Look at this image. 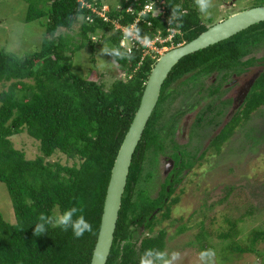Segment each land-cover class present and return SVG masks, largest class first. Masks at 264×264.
Returning <instances> with one entry per match:
<instances>
[{"label": "trees", "instance_id": "1", "mask_svg": "<svg viewBox=\"0 0 264 264\" xmlns=\"http://www.w3.org/2000/svg\"><path fill=\"white\" fill-rule=\"evenodd\" d=\"M82 1L26 0L24 21L37 19L44 23L39 49L24 56L0 50V182L7 190L14 214V222H10L0 212V264H89L114 158L159 56L156 51L145 53L143 41L166 38L172 29L175 32L170 40L154 44L175 46L213 24L210 18L206 22L201 18L195 0H160L163 14H139L149 0H123L118 8L105 12L108 18L92 10H101L100 0ZM255 5H264V0H254L252 6ZM114 21L126 28L134 23L136 38L130 40L129 50L120 45L126 33ZM75 22L80 23L79 44H74L68 34H57L61 28L71 29ZM96 34L100 43H108L107 55L123 75L107 89L73 71L72 58L66 54V50L74 53L84 44L92 49ZM260 48H264V20L183 56L171 68L132 155L106 264H146L148 257L149 264L164 263L166 230L161 224L170 216V205L178 199L168 197L180 172L192 167L202 153L193 157L175 141L171 143L179 117L186 112L185 107H194L196 100L185 101L184 107L174 108L169 117L164 115L163 106L191 88L201 92L205 89L201 80L204 77L210 78L207 96L216 97L222 81L229 80L233 73L246 72L259 61L262 68L252 78L244 98L209 139V144L218 149L253 111L264 106V55L253 56ZM214 80L217 81L213 83ZM213 99L206 103L204 111L194 115L193 126L201 124L203 113L215 109L217 102ZM204 122L209 124L212 118ZM23 130L38 142L39 154L34 158H26L23 149L15 148L10 139ZM166 140L172 145L168 157L174 166L150 197L146 194L150 173H143L145 161L152 152L164 151ZM55 152L65 155L71 163L50 160ZM72 207L77 208L74 219L82 215L92 226L91 232L79 238L70 227L64 231L37 220L41 213L52 217ZM243 219V214L225 217L227 230L218 235L225 243L224 249L253 253L264 264V251L257 247L264 239V228H252L247 242L240 244L236 237L240 232L238 223ZM37 222L45 223L47 228L39 236L33 234ZM184 226L185 222L179 224L176 231H182ZM198 227L202 229L190 243H196L202 253L209 252L213 246L207 242L208 234L201 223Z\"/></svg>", "mask_w": 264, "mask_h": 264}, {"label": "rangeland", "instance_id": "2", "mask_svg": "<svg viewBox=\"0 0 264 264\" xmlns=\"http://www.w3.org/2000/svg\"><path fill=\"white\" fill-rule=\"evenodd\" d=\"M96 0H93L95 2ZM123 0H100L102 8L99 13L106 17V11L116 9ZM26 0H0V50L2 48L17 56H24L39 49L43 38L44 23L39 20L24 21L27 10ZM254 0H210V7L206 13H200L206 22L208 18L218 22L230 14L252 6ZM95 8V7H93ZM136 22V21H135ZM134 22V23H135ZM115 26L126 33L120 45L128 50L132 27H121L116 21ZM134 25V24H133ZM211 25V24H210ZM79 22H75L71 29L61 28L57 34L72 36V42L79 44ZM209 26V25H208ZM96 42L90 49L84 44L82 48L73 52L66 50V54L72 58V69L84 77L102 83L107 89L114 79L123 77L117 70L116 63L107 55L108 43H100L99 35L93 36ZM161 42L157 36L147 45L144 52L156 51L159 54L169 47H157L154 42ZM71 48L73 45L70 46ZM264 48L253 52V56H263ZM262 68L258 61L240 76L231 77L229 82L223 83V87L216 97H208L206 86H210V78H202L205 89L196 92V88L186 89V94H181L174 100H169L163 108L164 115L169 117L174 113V108L184 107V102L195 101V106L188 110L187 122L192 125V114L205 110L207 102L215 98L217 103L213 111L206 112L204 121L212 118V122L195 129L199 134L190 137L191 128L184 127L182 133L178 129L186 116L179 117V128L175 136H171L179 147L193 157H200L192 167L184 168L175 184L173 192L168 197H177V201L170 205L171 213L164 218L161 226L166 230L165 261L162 264H263L261 259L253 253H235L225 250V243L218 236L227 230L225 217L237 218L244 215L243 221L238 223L239 234L236 240L243 244L247 242L250 230L254 227L264 228V106L253 111L246 122L236 127L234 132L216 149L209 144V139L221 125L226 122L236 108L238 94L244 84L251 82L256 73ZM208 77V76H207ZM218 80V79H217ZM216 80V81H217ZM215 83V80L213 81ZM246 84V85H247ZM220 99V101H219ZM223 100H225L223 102ZM188 107V106H187ZM191 114V115H188ZM192 122V123H191ZM202 122V123H203ZM181 133V134H180ZM201 136V137H200ZM15 148L23 149L26 158H34L39 154L38 142L30 137L25 130L10 137ZM171 143L166 140L164 151L152 152L145 161L143 173H150V181L147 183V195L153 197L159 189L166 173L173 168V159L168 157L171 153ZM162 151V152H160ZM159 152V153H158ZM59 160L61 163H71L65 155L55 152L50 160ZM231 187V189H228ZM228 193V194H227ZM252 209V214L251 213ZM0 212L4 219L14 222L11 200L3 183L0 182ZM250 212L249 214H246ZM246 214V215H245ZM185 222V228L177 232L179 224ZM208 234V243L213 246L209 252L211 256L202 258V249L197 244H191L197 233L202 229ZM258 249L264 251V239L257 244ZM225 254L226 259L223 258ZM146 264H149L150 257Z\"/></svg>", "mask_w": 264, "mask_h": 264}, {"label": "water", "instance_id": "3", "mask_svg": "<svg viewBox=\"0 0 264 264\" xmlns=\"http://www.w3.org/2000/svg\"><path fill=\"white\" fill-rule=\"evenodd\" d=\"M263 20L264 5L242 9L211 24L191 40L171 47L159 55L148 74L138 107L114 158L106 186L99 229L89 264H106L132 155L158 101L162 83L171 68L183 56L224 40Z\"/></svg>", "mask_w": 264, "mask_h": 264}, {"label": "clouds", "instance_id": "4", "mask_svg": "<svg viewBox=\"0 0 264 264\" xmlns=\"http://www.w3.org/2000/svg\"><path fill=\"white\" fill-rule=\"evenodd\" d=\"M151 1V0H149ZM154 3V8L157 9V7L159 6H163L161 3H160V0H153ZM148 3V2H147ZM195 4L197 5L198 7V10L200 11V13H206L207 16H210L211 13L208 12V9L210 7V0H195ZM144 7V6H143ZM164 8V6H163ZM143 9V8H142ZM141 9V11H142ZM165 10V9H164ZM99 9H96L95 8V13L98 14L99 16L105 18L103 15H100L99 13ZM140 11V12H141ZM139 12V13H140ZM148 12H152V13H161L163 14L164 12H156V11H148ZM105 13V12H104ZM146 13V12H144ZM140 14H143V13H140ZM106 15V14H105ZM138 20L137 18L135 19V21ZM134 21V22H135ZM175 31L171 29L170 31V34L166 37V38H162V37H159L161 39V42H164V41H167V40H170V37H171V34H173ZM160 42V43H161ZM184 43V42H183ZM179 44H182V43H179ZM177 44V45H179ZM176 46V45H175ZM162 48L163 47H174V45L170 44V45H163L161 46ZM168 48V49H169ZM167 50V49H166ZM160 55V54H159ZM159 57V56H158ZM157 60V59H156ZM77 212V208L75 207H72L70 209H67L65 211H63L61 214H56L52 217H46L43 213H41L37 220L38 221H45L48 226H52V227H60L61 229H63L64 231H67L69 229V227L71 228L72 232H73V235L77 238L81 237L85 232H91L92 231V226L91 224L85 220V218L81 215V216H77L75 219H74V214ZM47 231V228L45 226V223H41V222H37L36 223V226L34 228V231H33V234L35 236H39L41 235L42 233H45ZM211 255H214V253L212 252H205V253H202V258L205 257V256H211Z\"/></svg>", "mask_w": 264, "mask_h": 264}, {"label": "flooded vegetation", "instance_id": "5", "mask_svg": "<svg viewBox=\"0 0 264 264\" xmlns=\"http://www.w3.org/2000/svg\"><path fill=\"white\" fill-rule=\"evenodd\" d=\"M243 73H244V72H243ZM243 73H241V74H243ZM241 74L233 73L231 77L233 78V77H235V76H240ZM230 79H231V78H230ZM227 81L229 82V80H227ZM215 82H216V81H215ZM225 82H226V81H225ZM223 83H224V81H222V84H223ZM246 84H247V83H246ZM246 84H244V85L242 86V90L240 91V93H239L238 96H237L239 101H238L237 104H236V108L238 107V105L240 104V102H241L242 99L244 98L245 94L247 93V90H248V88H249V87H248V84H249V83H248L247 85H246ZM222 87H223V86H222ZM236 108H235V109H236ZM185 111H186V112H184L182 116H184V117L186 116L187 118H184V122H182V124H181L182 127H181L180 129H178L177 134H178L179 131L182 133V130L185 129L184 127H188V126H189L187 129L189 130V128H191V131H189V132H191L190 137H193V136H195L196 134L198 135L199 132H197V130H196L195 128H196V127H198V128H202V125H204V122L202 121L203 123L201 122V124H200L199 126H195V125L193 126V123H192V122L194 121V120H193V117H194V115L196 116V113H197V112H196L195 114H192V115H191V114H188V115H191V116H192V122H191L192 125L189 124V122H187V119H188V116H187L188 110L185 109ZM200 111H201V110H200ZM205 114H206V113H203L204 116H205ZM178 128H179V126H178ZM181 133H180V134H181ZM200 137H201V136H200ZM209 142H210V141H209ZM183 149H184V148H183ZM184 150H185V149H184Z\"/></svg>", "mask_w": 264, "mask_h": 264}, {"label": "built area", "instance_id": "6", "mask_svg": "<svg viewBox=\"0 0 264 264\" xmlns=\"http://www.w3.org/2000/svg\"><path fill=\"white\" fill-rule=\"evenodd\" d=\"M155 1H157V0H155ZM81 2L82 3H84L82 0H81ZM153 3H154V1L153 0H151V1H149L148 3H146L145 5H144V7H143V9H142V11L140 12V13H144V12H148V11H156V12H164V8H163V6H159V7H157V9L156 8H154V5H153ZM87 6H89V4H86ZM92 10L93 11H95V8H92ZM139 13V14H140ZM101 15V14H100ZM134 24V23H133ZM131 25L130 27H132V36H131V38H130V40L131 39H135L136 38V35H135V33H134V31H133V26L134 25ZM143 43L147 46L148 44H149V42H146V41H143ZM129 50V49H128Z\"/></svg>", "mask_w": 264, "mask_h": 264}]
</instances>
